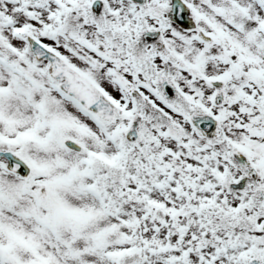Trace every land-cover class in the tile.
I'll use <instances>...</instances> for the list:
<instances>
[{
    "label": "snow or ice",
    "instance_id": "obj_1",
    "mask_svg": "<svg viewBox=\"0 0 264 264\" xmlns=\"http://www.w3.org/2000/svg\"><path fill=\"white\" fill-rule=\"evenodd\" d=\"M0 264H264V0H0Z\"/></svg>",
    "mask_w": 264,
    "mask_h": 264
}]
</instances>
